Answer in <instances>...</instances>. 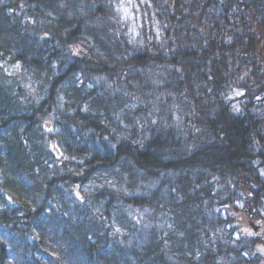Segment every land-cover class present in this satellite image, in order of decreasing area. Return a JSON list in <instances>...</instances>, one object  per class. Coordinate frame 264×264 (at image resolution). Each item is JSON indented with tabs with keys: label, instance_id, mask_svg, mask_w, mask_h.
Here are the masks:
<instances>
[{
	"label": "trees",
	"instance_id": "trees-1",
	"mask_svg": "<svg viewBox=\"0 0 264 264\" xmlns=\"http://www.w3.org/2000/svg\"><path fill=\"white\" fill-rule=\"evenodd\" d=\"M96 2L0 0V264H264L236 238L264 206V0H153V52ZM158 60L184 135L140 122Z\"/></svg>",
	"mask_w": 264,
	"mask_h": 264
},
{
	"label": "rangeland",
	"instance_id": "rangeland-1",
	"mask_svg": "<svg viewBox=\"0 0 264 264\" xmlns=\"http://www.w3.org/2000/svg\"><path fill=\"white\" fill-rule=\"evenodd\" d=\"M99 1L100 3L96 2L95 8L102 5L103 11H101L100 16L94 20L93 26L98 29L97 32L100 35H102L100 31L105 29L108 31L107 37L110 39L123 38L125 40L123 43L136 51L147 49L153 52L155 48H159V51L167 49V25L159 17L162 8H164L163 2L154 3L153 0ZM9 69L14 71V69ZM146 71L149 75L150 83L153 85V93L151 96V103H149L150 107L147 111V118L143 117L140 122L145 123L151 121L154 125L162 126H167L169 123L174 124L178 132L184 135L185 129H183L182 107L176 97L170 93L169 90L163 88V83L170 75L172 68L164 63L163 60H158L152 62ZM242 96L243 92L241 90H235L229 94L228 99L232 102L235 114L241 113ZM51 148L56 150L54 145H52ZM100 181L111 185V187L117 188V179H115L114 176H105L101 178ZM82 192L81 187L75 185L73 194L79 193L77 198L83 201ZM238 207L241 208L242 206L239 205ZM230 214H234L233 216L236 217L238 216V212L235 210L231 211ZM261 215L264 221V206L261 210ZM236 219L237 222L236 220L235 222L239 230V236H236L238 239L243 235L240 230L245 226V222L253 221L258 218L250 219L243 216L242 218L237 217ZM256 237L261 244H264V230L261 235ZM254 248L256 250V247ZM8 251L12 253L10 248ZM34 258L36 260L39 259L36 254H34ZM46 258H49L50 261L52 259L49 254Z\"/></svg>",
	"mask_w": 264,
	"mask_h": 264
},
{
	"label": "water",
	"instance_id": "water-1",
	"mask_svg": "<svg viewBox=\"0 0 264 264\" xmlns=\"http://www.w3.org/2000/svg\"><path fill=\"white\" fill-rule=\"evenodd\" d=\"M79 196V193H77ZM264 221L262 219H256L253 221H246L245 226L241 228V232L247 236H259L263 233ZM256 251L264 256V244L257 243Z\"/></svg>",
	"mask_w": 264,
	"mask_h": 264
},
{
	"label": "flooded vegetation",
	"instance_id": "flooded-vegetation-1",
	"mask_svg": "<svg viewBox=\"0 0 264 264\" xmlns=\"http://www.w3.org/2000/svg\"><path fill=\"white\" fill-rule=\"evenodd\" d=\"M252 237H254V236H252Z\"/></svg>",
	"mask_w": 264,
	"mask_h": 264
}]
</instances>
